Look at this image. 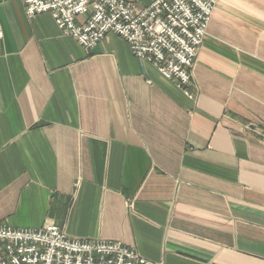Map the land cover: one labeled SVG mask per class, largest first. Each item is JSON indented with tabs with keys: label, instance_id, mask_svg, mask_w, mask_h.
Listing matches in <instances>:
<instances>
[{
	"label": "crops",
	"instance_id": "0c3cea01",
	"mask_svg": "<svg viewBox=\"0 0 264 264\" xmlns=\"http://www.w3.org/2000/svg\"><path fill=\"white\" fill-rule=\"evenodd\" d=\"M187 90L118 36L86 50L1 2L0 226L264 264V0H217Z\"/></svg>",
	"mask_w": 264,
	"mask_h": 264
},
{
	"label": "built area",
	"instance_id": "2783aa9c",
	"mask_svg": "<svg viewBox=\"0 0 264 264\" xmlns=\"http://www.w3.org/2000/svg\"><path fill=\"white\" fill-rule=\"evenodd\" d=\"M9 0H0L5 2ZM27 17L48 13L86 50L107 34L124 40L189 98L191 73L217 0H19ZM83 17L82 21L78 19ZM0 264H156L120 242L68 238L55 224L38 229L0 226Z\"/></svg>",
	"mask_w": 264,
	"mask_h": 264
}]
</instances>
